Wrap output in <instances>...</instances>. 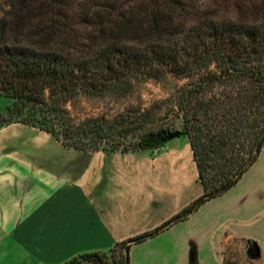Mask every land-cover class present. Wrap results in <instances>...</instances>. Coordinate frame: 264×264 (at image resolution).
Instances as JSON below:
<instances>
[{"label":"trees","instance_id":"1","mask_svg":"<svg viewBox=\"0 0 264 264\" xmlns=\"http://www.w3.org/2000/svg\"><path fill=\"white\" fill-rule=\"evenodd\" d=\"M200 1L0 0L5 123L84 151H134L182 122L203 191L153 230L112 247L125 252L120 264H129L130 245L233 187L264 143V0L236 17ZM168 77L182 82L145 103L142 86Z\"/></svg>","mask_w":264,"mask_h":264},{"label":"crops","instance_id":"2","mask_svg":"<svg viewBox=\"0 0 264 264\" xmlns=\"http://www.w3.org/2000/svg\"><path fill=\"white\" fill-rule=\"evenodd\" d=\"M5 110L4 104L1 112ZM202 191L184 135L166 136L134 151H84L62 145L37 127L2 124L0 264H62L82 253L107 252L153 230ZM263 204L260 182L238 208L229 210L244 213ZM197 210L141 242L155 241L167 249L161 257L175 253L173 258L181 264H199L197 251L212 223L205 217L199 229H190L188 220ZM229 238L250 242L255 254L249 258L264 264L262 232L226 230L218 245ZM172 249H180L178 255Z\"/></svg>","mask_w":264,"mask_h":264},{"label":"rangeland","instance_id":"3","mask_svg":"<svg viewBox=\"0 0 264 264\" xmlns=\"http://www.w3.org/2000/svg\"><path fill=\"white\" fill-rule=\"evenodd\" d=\"M251 0H201L202 5L209 6V10H219L218 13L231 17H236L238 14H248ZM71 8L77 9V3H73ZM182 80H176L173 77L160 79L158 81L151 80L145 83L141 88V96L144 102L159 97H167L174 87L180 84ZM8 98L0 96V125L5 124L6 119L1 110L3 105H7ZM173 134L168 136L184 135L182 122L179 119L175 120ZM185 136V135H184ZM147 146V145H146ZM264 184V144L254 163L245 171L239 181L219 197L213 198L199 207L195 214L188 220L187 226L190 229L200 228L209 218V223H212V231L204 233L207 236L204 240L203 247L198 249L197 257L199 264H262L257 260L250 259L249 256L255 254L252 244L245 240L239 239H222L219 244L220 237L226 230H236L240 234H264V204L262 208L246 210L244 213L233 209L238 208L239 203L250 193H254L256 183ZM206 234V235H205ZM160 245V244H159ZM163 243H161V246ZM131 246V245H130ZM130 248V247H129ZM164 247L158 246L155 241L141 242L134 244L129 252L131 262L129 264H181L173 258L174 251L178 255L180 249H172L171 256L166 254L161 257V253L165 252ZM154 256L150 259L149 254ZM180 252V251H179ZM99 262L81 260L77 264H120L124 259V250L117 247L114 251L104 252ZM196 257V259H197ZM221 258V262H220ZM175 261H174V260Z\"/></svg>","mask_w":264,"mask_h":264}]
</instances>
